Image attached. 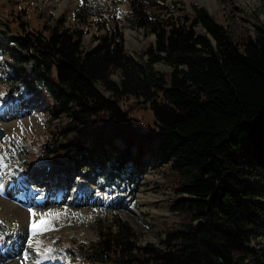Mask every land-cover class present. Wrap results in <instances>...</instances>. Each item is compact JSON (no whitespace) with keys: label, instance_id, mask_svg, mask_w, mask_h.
Here are the masks:
<instances>
[{"label":"trees","instance_id":"1","mask_svg":"<svg viewBox=\"0 0 264 264\" xmlns=\"http://www.w3.org/2000/svg\"><path fill=\"white\" fill-rule=\"evenodd\" d=\"M128 2L131 20L157 44L156 52L145 50L150 61L134 68L115 26L85 48L82 28L61 18L37 31L16 18L3 23L0 49L9 47L18 95L47 93L55 101L50 113L69 118L63 149L43 142L36 157L58 151L94 171L137 178L154 162L178 178L173 207L181 216L164 225L160 245L137 243L120 222L90 245L99 264H264L249 243L264 235V26L239 43L202 7L192 5L182 22L166 0ZM158 59L170 63L169 75L153 69ZM111 70L120 71L119 81ZM125 98L149 103L153 123H134L135 104L125 107Z\"/></svg>","mask_w":264,"mask_h":264},{"label":"rangeland","instance_id":"2","mask_svg":"<svg viewBox=\"0 0 264 264\" xmlns=\"http://www.w3.org/2000/svg\"><path fill=\"white\" fill-rule=\"evenodd\" d=\"M166 4L168 9L175 11L179 21L182 22L185 21L184 13L192 5L204 8L214 21L221 24L232 39L239 43L248 35L253 36L257 27L264 26V0H166L163 5ZM149 9L152 7L149 6ZM128 11V0H0V32L6 31L4 22L10 26L15 24L13 18L23 21L24 28L29 31H37L43 24L48 25L54 19L61 18L65 26L82 28L83 45L89 48L99 40V37L105 35L108 28L115 26L117 30L121 29L117 32L122 31L124 53L132 58L134 61L132 68H134L142 61H150L145 50L151 48L156 52L157 44L155 45L156 35L131 20ZM159 11L157 8L153 10L154 13ZM201 30L200 26H194L193 31L196 34ZM10 35L11 33L7 32L6 37ZM211 40L214 42L212 37ZM6 49H0V125L5 129L0 136V157H3L0 161L3 165L0 167V185L4 187L1 181L9 176L19 175V180L22 181L21 172L27 171L29 181L36 182L39 187H45L43 191L50 192L48 188H51L50 195H55L60 201L50 200V195L48 199L47 194L45 198L49 201H44V208L35 205V209L45 211V214H42L43 219L38 223L35 222L36 227L42 228L50 222L51 229L54 230L33 235L27 232L28 228L33 226L32 213L29 211L33 209L30 204L33 203L31 193L23 192L25 187L22 183L18 185L16 183L13 190L8 189L12 194L0 189V221H2L0 240L3 242L0 243V264L38 263L39 257H42V252L47 247H52L55 252L53 264L78 262L98 264L88 256L90 245L107 229L115 232L120 228V222L130 226L137 237V243L160 245V240L164 236V225L177 224L181 216L180 207H173L174 198L177 197L175 188L178 178L171 179L168 176L169 168L166 164L160 165L154 162L146 163V170L138 181L131 180L127 176L110 177L101 172H88L85 164L74 168L71 160L65 161L61 166L60 163L50 160L40 162L43 160L36 157L37 145L40 146L44 142L58 145L61 150L63 149L61 145L64 144L68 134L62 133V127L69 118L66 113H60L58 116L50 113L55 101L47 93L36 95L34 106L39 109L35 114L29 111L31 106L26 108V104L22 105L24 101L18 100L20 98L14 88L15 79L7 72V69L11 70V68L8 58L9 47L7 46ZM151 63L154 70L163 71L167 75L172 69L166 60L158 59ZM23 67L27 74L30 66L25 64ZM133 71L130 68L128 77ZM109 78L119 81L120 71L111 70ZM9 87H13L12 92L8 91ZM105 94L109 95L108 91ZM127 99H124L125 107L126 105L132 107L135 104V107L129 108L132 110L130 115L134 123L143 124L144 127L153 123V112L147 106L149 103L139 105L131 98ZM11 108L17 112L13 114L14 112L10 111L7 114ZM11 114L12 117H9ZM4 115L8 118L4 119ZM48 154L51 157L59 155L58 151H49ZM39 176H42L43 180ZM66 179L67 192L62 194L65 191ZM81 179L92 184H88L89 187H85L88 190L84 192V194L88 193L93 187V191L88 194L90 204L87 202L76 204V201L81 203L85 200L84 196L75 194L77 185L78 187L79 184L83 185L84 180ZM41 189L43 188L40 187ZM95 192L97 193L90 198ZM57 193L60 195L59 198ZM24 194L28 205H22L12 199L14 195L16 200L22 201ZM102 194L111 197V201L109 198L104 201ZM123 195L126 196V200ZM127 197L131 198L132 206L128 205ZM98 202H107L109 207L103 208ZM48 213H59V216L49 217ZM16 232L19 235L18 239L13 237ZM3 238H6L5 241ZM249 243L264 255V235L253 237ZM6 245L9 247L4 248ZM17 250L19 253L15 254ZM10 251L15 255L7 258V254L11 256Z\"/></svg>","mask_w":264,"mask_h":264},{"label":"bare ground","instance_id":"3","mask_svg":"<svg viewBox=\"0 0 264 264\" xmlns=\"http://www.w3.org/2000/svg\"><path fill=\"white\" fill-rule=\"evenodd\" d=\"M33 113H34V110H31ZM10 113V111H8L7 112V114H9ZM12 115V114H11ZM11 115H9V117L11 116ZM40 165H44V164H42V163H40ZM8 178L9 177H5L2 181H1V184H3L4 185V188H6V182H7V180H8ZM63 184V181L61 180V185ZM16 187V184L15 185H13V186H11L10 187V189L11 190H13L14 188ZM42 190H44V189H42ZM42 190H40V191H42ZM63 190V189H62ZM88 189H86L82 184H79V187H77V190H76V192H75V194H77L78 193V195L80 194V193H84L85 191H87ZM7 193V192H6ZM59 193H57L56 195H58ZM25 195V194H24ZM24 195H22L23 197H24ZM60 197V195H58L57 196V198H59ZM14 199H17L16 197H13ZM46 201H47V199H46ZM30 204L33 206V209H31L33 212H35L36 213V215H35V217H33V215H32V220L34 221L35 220V222L36 223H38L40 220H42L43 218V215L42 214H45V211H43V212H41V210L40 209H35V203H31L30 202ZM22 212V211H21ZM13 237H14V239H18L19 238V235H18V232H16L14 235H13ZM2 244H3V242H1ZM9 244V243H8ZM7 247H9V245H6V247H4V248H7ZM11 252V251H10ZM13 254V252H11V255ZM47 255H48V253L46 252V250H44L43 252H42V257H39V262L38 263H34V264H43V261L45 260V257H47ZM10 263V262H9ZM51 264H53V263H51Z\"/></svg>","mask_w":264,"mask_h":264},{"label":"snow or ice","instance_id":"4","mask_svg":"<svg viewBox=\"0 0 264 264\" xmlns=\"http://www.w3.org/2000/svg\"><path fill=\"white\" fill-rule=\"evenodd\" d=\"M3 160V157H0V161ZM3 165L0 164V167H2ZM3 186L0 185V189H2ZM29 211L32 213L33 217H35L36 213L33 212L31 209H29ZM59 216V213H48V216L51 217V216ZM0 223H2V221H0ZM48 230H54V229H51V224L50 222L48 224H46L44 227L42 228H37L36 225H35V220L33 221V227H32V233L33 235H36L40 232H44V231H48ZM0 239H2V237H0ZM25 259H27V253H25Z\"/></svg>","mask_w":264,"mask_h":264},{"label":"water","instance_id":"5","mask_svg":"<svg viewBox=\"0 0 264 264\" xmlns=\"http://www.w3.org/2000/svg\"><path fill=\"white\" fill-rule=\"evenodd\" d=\"M9 90H13L12 87L9 88ZM4 133V129L2 127H0V135H2ZM53 160L54 161H57V158L56 157H53Z\"/></svg>","mask_w":264,"mask_h":264}]
</instances>
